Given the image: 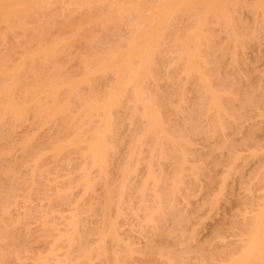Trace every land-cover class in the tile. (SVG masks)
Instances as JSON below:
<instances>
[{
    "label": "bare ground",
    "instance_id": "obj_1",
    "mask_svg": "<svg viewBox=\"0 0 264 264\" xmlns=\"http://www.w3.org/2000/svg\"><path fill=\"white\" fill-rule=\"evenodd\" d=\"M4 1L6 2V0ZM56 1H58L59 6L56 4ZM56 1L11 0L9 2V0H7L6 3L2 2V4H0V19H2L5 28H3L4 30L0 33H2L4 39L10 36L15 38L17 32L16 29H20V31L22 30L21 32L23 33H25V31L28 33L27 31H29L30 28L33 30V33L31 32L32 35H29V38L27 39H25V35L23 34L24 39L26 40L25 47H23L24 49L28 48V51L24 53V51H21V48L20 54L22 52V56H20L18 52V57L13 55L16 53L13 49L15 45H20V40L18 42L14 39L13 41H15V44L11 43L12 41H9V49H6L7 51L5 53L1 52L0 54V190H3L0 191V216L2 215V218H4L3 222L0 221V264H6L10 258L12 259L15 256H19L21 252L20 250L24 252V249H26V241H22V245L19 243L20 241L18 242V237L20 235L15 227L19 222L13 219V217L9 218V215L11 216V207H15V191L17 183H15L13 177V169L5 167L4 164L8 161L9 156H11L13 152L11 151L13 148L10 149L11 147H8V144L10 143L8 140L10 133H12L10 131H13L12 128H14L17 123L26 120L29 113H31L33 115L32 117L37 120L36 124L38 126L42 124L41 126L43 127V124L45 126L47 122H53V129L55 126L57 128L56 132L54 130L55 136H51L52 140L50 141L48 138L49 141H47L46 139L48 142L46 148H41L43 145L40 143V146H42L38 147L36 142L39 141L35 142L32 138L33 136L31 138L29 137V139L22 140V149L27 152L32 168L40 170L43 174L45 173L44 171L48 166L47 163L49 160L48 158L45 159L47 162L44 164L45 161L43 158L46 155L43 151H50L52 153L50 154L51 160L62 157L64 153L65 157L62 158L69 161V164V159L72 157V153L73 155L77 154V157L79 156V159L81 160V163L79 162V159L77 160V163H80V167H78L79 173L77 172L78 170L76 167L73 168L76 169V174H73L75 172L72 173L73 169L71 170V174L68 173L69 176L73 174L76 175L77 178H72L73 175L71 177H66L65 175V180L68 179L67 182L65 181L66 184L64 183L60 187L57 186L58 191H55L57 199L61 202L60 204L65 205L70 203L72 206L74 205V207H70L74 208V210H72L73 212L70 213L71 216L69 218H63L64 220L67 219L66 230H64L61 236H59L60 232L57 234V236L66 241L65 246L68 245V247H70L69 251L65 250L67 253H72V251L76 252V255L74 252L72 253L73 256L71 257L73 258L69 257V253V255L66 253L67 256L64 260H66L65 262H68L64 263L97 264L98 262L95 261L98 259L107 262L108 259L110 260L112 258V263L123 264L125 258H129L132 254L131 252L135 253L136 250H132L133 247L129 244V246L125 247L123 243L121 247L124 246L123 248L126 249L125 251L127 253L124 250L121 251V247L117 249L118 252L119 249H121V254L123 252L126 254V257L123 260V258H121L123 256H120L121 254L117 252L116 247L114 248V245L122 243L117 231L120 225L117 227L119 223L116 224L118 221H115L114 217L118 215V219L122 218L123 215L121 209L124 206L121 207V204L123 203L122 201L125 202L124 197L130 191L129 189H132L134 184V182L132 184V181L128 180L132 168L133 170L134 167L137 169V166H134L132 162H135V165H138L143 159H145L143 161H145L146 168L143 163L141 165H143L144 170L146 169V178H144V175L141 176L144 177L141 178L143 181L142 183L140 182L141 185L138 186L139 192L136 189L137 184H134L136 188L134 187L133 189L134 191L136 189L139 193V198L140 191L142 193H145V191H153V196L150 194L151 196L148 197L146 194L148 198H145V194H143L144 196L142 197V199L145 198V200L151 197L149 201H152H145L148 204L144 209L147 211V219L145 220L154 224L153 226L155 227H151V230L155 229L154 232L158 236L162 235L163 220L166 222L165 219L168 217L167 215L173 214V212H170L172 209L175 210L174 206H177L175 204L177 202L175 201L179 197L178 194L182 196L181 191L184 189L182 191L184 194L183 197L188 195L190 198H188V196L186 198L191 199L195 193V191L192 193L194 182L195 185L197 183V181H194V178L195 180L199 179L200 171H202V173L205 171L201 169V164L200 166L199 164H195V166L191 167L186 165V162L190 161L187 160L186 156L188 159H190L188 156L189 153L193 156L192 150L194 147L190 149L192 153L187 152V149L190 148L189 146L191 145V142L192 145L195 144L194 140L191 141V133H199L201 135V132L204 131H202L204 128L199 124V120L207 119L208 121V118L210 117V120L212 121H210L211 125L214 123L215 126L212 129L218 128V130L220 129L219 131L224 130L225 128L227 129L228 124H233L232 128H234V132H236L235 128L239 129L241 126L240 120L243 118L245 119V115L243 117L245 111L248 109L252 110L251 108L253 107L257 108L258 105L260 106L259 100H255L253 97L255 95L252 94L253 90L252 92H248L249 90L244 88L245 92H232V89H236L233 87V82L237 78L234 81L231 78L233 82L229 80L230 78H227V80L230 81L229 82L225 80V77L227 76H223V80L222 74L221 76L218 74V69L222 65L217 56L223 55V57H226L228 54L231 56L230 58H232L230 59L228 56L226 58L229 62L231 61L229 65L234 62L239 63L240 60L237 58L239 53L241 52L240 55H242L245 48H250V43L254 41L256 42L260 38H264V0ZM244 10L253 15V19H251L253 23L250 21L253 25L248 24L249 22L247 20H243L244 17L242 18V12ZM248 16L250 18L251 15ZM216 26L220 28V34L221 31L224 33V41L223 37L222 39L219 38V33V41L217 40V35L215 33L217 31ZM1 27L3 26L1 25ZM26 37H28L27 34ZM27 42L31 44V47L26 46L28 45L26 44ZM10 43L11 47L9 46ZM216 52L221 55H216ZM168 55L171 57H168L169 60L166 58ZM242 56L244 57V55ZM223 59L224 58H222V60ZM232 60L234 62H232ZM224 63L225 62L222 64ZM74 65H76L75 68L80 67V69L77 68L79 69L77 73H75V69L72 70V66ZM229 67L230 66H228L227 69H229ZM251 68L252 67L249 69L251 70ZM216 72L222 79L219 77L217 78ZM180 74L185 77V81L181 80L183 77L180 79ZM234 76H236V74ZM163 80L167 83L169 82V84L172 83L173 87H171L172 90L170 92L165 88V82ZM215 80L220 82H215ZM162 81L163 84L161 85L168 90L167 93L161 89V86H159ZM189 81L193 82L191 84L198 93V99L191 112L189 111L190 115L187 117L188 114H186L187 118H185L184 115L182 117V114H185L182 110L185 106L187 107L186 102L190 100L188 98L185 99V92H188V87L186 88L187 85L185 84H188ZM239 82L241 81L239 80ZM235 83L237 85L238 80ZM237 90H239L238 87L235 91L237 92ZM190 93V95H192L191 91ZM235 99L239 102L237 108L234 107L236 104L233 105ZM235 102L237 103L236 100ZM182 105L184 106L183 108L181 107ZM123 108H125L124 111L126 112L124 115L125 118L120 116L121 109L124 113ZM123 113L121 114L123 115ZM179 113H182L180 115L182 119L185 118V120H188L189 118V121L186 120V126L190 122V128H188V126L187 128L186 126L178 127L183 126V124L178 125V122L175 123L176 117H180ZM173 115H177L176 117L174 116L175 120H173ZM125 123L128 125L126 129ZM200 123H202V121ZM61 132L66 134L62 135ZM126 132L128 133L127 136L130 138L129 142L127 141V138L126 140L124 139L127 143L123 141V135L125 136ZM239 132V134H241L240 129ZM207 134L209 135V132ZM232 135L237 136L238 134ZM35 137L36 134L34 135V138ZM229 139L232 140V137H229ZM234 140L231 142H235ZM225 141L227 142V140ZM223 142L220 147H227L228 145L225 143L223 144ZM231 142H228V144L230 143V147L231 144L233 146V143ZM123 144L125 145V148H123ZM236 144L238 143L236 142ZM245 145H247V143ZM121 146L123 150L125 149V155H123V152L121 151L120 153L122 154L119 155H122L123 157L121 156L118 159V157H115L118 155H115V152H119ZM233 147L235 148V146ZM218 150L221 149H217V151ZM200 151L201 149H199V152ZM145 152H147L148 155L143 158ZM186 153H188V155ZM68 154L70 155L69 158ZM228 155L232 154L230 153ZM197 156V158L203 160L201 159V156ZM52 157L54 158L52 159ZM5 158H7V160H5ZM197 158L195 157V159ZM207 159L208 158H206V162ZM191 160L194 161V159ZM197 161L195 160L194 163ZM204 161H201L200 163L203 162L207 165L208 162L206 163ZM42 163L45 165V168H41L43 166ZM66 163L68 164V162ZM208 164H210V162ZM156 165L158 166V171L153 170V167H156ZM191 165H193V163ZM139 168L137 170L142 171ZM204 169L206 168L204 167ZM93 170L95 171L97 178L92 175L94 173ZM184 172H187L189 177H187V174V176L183 175L185 174ZM47 173L49 174L46 170V174ZM263 173L264 172H262V176L264 177ZM131 174L133 176L134 171L133 173L131 172ZM136 174H134L135 177ZM190 175L194 176V178ZM204 175L205 174L203 173L201 176ZM2 176H4V180H7L9 183L8 185L2 184ZM183 176L187 178V181L189 178H193L192 181H188V184L190 183V185H192V182L194 181L192 185L193 187H190V185L189 187H184L185 182L187 183V181ZM229 176L230 175L228 174V178ZM257 177L261 178L259 175ZM207 178L209 181L212 180L210 179L212 177ZM230 179L232 178L230 177L229 180ZM261 179L263 180L264 178ZM199 180H201V178ZM149 182H151L150 185L152 187L150 190V187L147 189V187L150 186L148 185ZM211 182L214 184V181H210V184H212ZM98 183L101 187H99ZM96 184L98 185V189ZM218 186L214 187L217 188ZM205 187H209V184ZM210 187L207 189H210ZM74 188H80L78 192L81 194L77 192L79 195L76 197L74 196L73 198L72 195H76L73 190ZM100 188L101 192H99ZM185 189L187 194L185 193ZM225 189L224 191H226ZM131 192H133V190L126 196L133 200L134 196H132V199L130 195H134L137 192L130 194ZM190 194L193 195L191 196ZM137 196L135 195V197ZM185 197L184 199H186ZM131 200L130 203H132ZM212 200L211 202L214 204L215 198L214 201ZM145 202L141 203V205L143 204L142 206H144ZM218 203L220 204V202ZM181 205H183V203H181ZM130 207L127 206V209ZM201 207L202 206H200V208ZM33 210L34 209L28 210L27 213H23L21 217L23 223L29 221L28 219L30 218L33 219L38 217L37 215L39 213L35 212L36 208L34 211ZM196 211L197 210H195V212ZM197 212L199 213V211ZM185 213L182 212L181 214L184 215ZM43 214L46 215L45 212H43ZM119 214L121 217H119ZM78 215H85V218L79 217ZM183 215V218H181L178 211V217L181 219L179 218V223H177V225L181 223L182 226V223L189 224L192 222L190 221V214L186 216ZM92 216H98V220L95 217L94 220H91L90 217ZM197 217L199 216H196V219ZM123 218L125 220V217ZM250 220L251 222L249 221L250 223L247 227L244 226L246 231L243 233H245L246 236L243 237L242 235V242L237 241L238 243H241V245L234 246L236 250L233 251L231 254L232 258L229 260L234 259L231 260L232 262L230 263H225L227 260L222 255L223 258L219 257L221 258L219 260L221 261V264H257L258 262L260 263L264 261V207L253 216V219L251 217ZM124 222L122 223L121 221L120 224L123 225ZM201 223L204 222L202 221ZM244 223L245 222L242 224ZM25 224L28 225V222ZM184 227L186 230L187 228H190L188 225H184ZM156 234L155 236H157ZM177 235L179 234H176V236ZM185 236L190 238L188 235ZM185 236V239H182L183 241H179L183 243L185 242L184 240H186L188 241L186 242L187 244L192 243L189 242L192 241V239L190 238L191 240H188ZM197 236H199V234ZM19 238H21V240L23 239V237ZM170 239L169 245L171 244ZM214 239L215 238H212V240ZM218 239H220V237ZM151 240H148L149 242L146 244L147 249L144 250L143 248L144 251H140L143 256L144 253L148 256H153L155 253H158L160 256L167 257V264H178L182 261L180 259L175 262L176 260L174 261L173 258L178 259L180 256L181 258H186L181 252H178L183 250L186 243L184 245L181 243L182 246L180 248L177 247L178 250L174 249V251H170L167 249L168 247L164 248L163 243L161 244L163 246L155 245L154 242L157 240L153 239L154 242L149 244ZM221 240L218 241L221 242ZM89 241L91 243H89ZM194 241H196V238ZM208 241V243H210V240ZM109 242L113 243L112 247V244H109L110 246H108ZM177 243L179 242L176 241V246L178 245ZM202 244L205 243L202 242ZM192 245L194 244L192 243ZM203 246L206 245H201L197 248L200 249ZM161 247H163V249H161ZM185 248L187 247L185 246ZM191 248L187 250L191 251ZM197 248L194 249L196 250ZM66 249L68 250L69 248L66 247ZM208 249L209 248L206 250ZM210 250L212 252V248ZM191 252L194 254L195 251ZM202 252L204 255V251ZM198 253H200V250L197 251V254ZM128 254L130 255L127 256ZM183 254L186 255L187 253L183 252ZM49 255L53 258L55 252L54 254L53 252H49ZM218 255H220V253ZM224 255H226V253ZM199 257H201V259L203 258L201 255ZM58 258L56 260L58 262L55 264H60V262H62L59 261ZM128 258L126 260H128ZM69 259L71 262H69ZM197 259L200 260V258L196 257V260ZM199 260H197V262H199ZM189 263L191 262L189 261Z\"/></svg>",
    "mask_w": 264,
    "mask_h": 264
},
{
    "label": "rangeland",
    "instance_id": "obj_2",
    "mask_svg": "<svg viewBox=\"0 0 264 264\" xmlns=\"http://www.w3.org/2000/svg\"><path fill=\"white\" fill-rule=\"evenodd\" d=\"M0 1H1L0 4H2V2L3 3H6L7 2V0H6V2L4 0L3 1L0 0ZM10 1L11 0H9V2ZM54 1H56V0H54ZM56 4L59 6L58 1H56ZM245 11L246 10H244L242 12V18L244 17L243 20L245 19V20H247L249 22L248 24L253 25L250 22V21H252L251 19H253V17H252L253 15L251 13H249L248 11H246V12ZM243 15H246L247 17L246 16H243ZM248 15H251L250 18H249ZM247 21H246V23H247ZM252 23H253V21H252ZM1 25L3 27H1ZM0 27H1L0 28V32H2L5 29L4 28V23H3L2 19H0ZM216 28H217V31H218V32L217 31L215 32L216 35H217V40L219 41V38L222 39V37H223V41H224V39H225L224 33L221 31V34H222L221 35L220 34V28L217 27V26H216ZM214 29H215V27H214ZM16 31H15L16 32V37L15 38H13V37H11L9 35L10 37H7V38L4 39L3 36H2V33H0V54H1V52L2 53L3 52L5 53L7 51L6 49H9L8 48L9 41L10 42L12 41L11 43L15 44L14 42L16 40L18 42L20 40L19 44L22 45V46L19 45L20 46V48H19V46H16L15 45V47L13 49H14V51L16 53H14L13 55H15V56L18 57L17 54L19 53V55L22 56L23 55V53H22L23 51H24V53L26 51H28L27 50L28 48L27 49L26 48L24 49L25 42H26L25 39L29 38V35L30 36L32 35V33H33L32 31L33 30L30 28L29 31H27L28 33H26V31H25V33H23V32H21L22 30L20 31V29H16ZM218 33L220 34V36L218 35ZM23 34L25 35V39H24V35ZM26 34H27L28 37H26ZM218 36H219V38H218ZM13 39L15 41H13ZM221 39H220V42H221ZM263 39L264 38H260L256 42L254 41V42L250 43L249 44L250 45V48L247 47V48L244 49L245 51H243L245 53L242 52V55H244V57L242 55H240L241 52L239 53L240 57L238 55L237 58H238V60H240L241 63L239 61H238L239 63H236V62H234L232 60V62H234V63L231 64V65H229L231 61L229 62L226 58H227V56H228V58H230L231 57L230 55L227 54L226 57L225 56L223 57V55L222 56H217L219 58L218 60H220L221 65H222L218 69V74H220V76L222 74V78H223V76H227V77H225V80H227V78L228 79L230 78L229 80H231V82H233L237 78L233 82L234 83L233 87L236 88V89L238 87L239 90H237V92H236L235 91L236 89L235 90L232 89V92L233 91H234L233 93H238L239 91L245 92V89L246 90H249L248 92H252V90H253L252 94L253 95L255 94L253 97H254L255 100H259V104H260L261 107L258 105L257 108L256 107H253V108H251L252 110H249L248 109L247 111H245V113L243 114V117L245 115V119L242 117L244 120L241 119L240 120L241 121V124L239 123L241 125L239 127V129L241 131V134H239L240 132H239V129L238 128L237 129L235 128V131L236 132H234V128H232L233 127V124L232 125L228 124L227 129L225 128L224 130L219 131L220 129L218 130V128L212 129L215 126H214V123H212V125H211V122L212 121L210 120V117L208 118V121H207V119L204 120L203 118H201V119H203V120H201L202 123H200L201 121L199 120V124H201V126L204 129H202L201 126H200V128L202 129V131L204 130L203 131L204 133L201 132V135L199 133H197V134L191 133L190 138L191 137L193 138V139L191 138V141L194 140L195 141V144L192 145V142H191L190 143L191 145L189 146L190 148L187 149V152H191L190 149L193 148V147L195 149L193 148V150H192L193 151V154H192L193 156H191L190 153H189V155H188V153H186L189 156V158H190V159H188V157L186 156L187 160L188 161L190 160L189 162H186V165H188L189 167H191V166H195V164H199V166L201 164L202 166H200V167H201V169L205 170V171H203V173L206 176L205 175L204 176H201V175H203V173H202V171H200V173H199L200 176L198 178L199 179L201 178V180H202V182H201V180H199V179L195 180L194 176H191L190 175L191 177L194 178V181H197L196 185H195V182L193 181L194 182V188H192L193 189L192 190L193 191L192 193H194V191H195V193H194V195L192 194L193 197H191V199H188V198H190L188 195H187L188 198H186L187 196L186 197L184 196L186 198V199H184V197H183L184 194L182 193V191L184 189L181 191V195L182 196H180V194H178L179 197L178 198L176 197L178 201L177 200L175 201L178 204L175 203L177 205V206H174L175 210L172 209V211L170 212V213L173 212V214H168L167 213L168 214L167 215L168 217H166V219H165L166 222H164V220H163V234H164V235L162 234L163 237H162V235H159L158 236L154 232L155 231L154 228H153L154 230H151L152 229L151 227H155V226H153L154 224H152L151 222H147L145 220V219H147L146 218L147 211L144 210V209L148 205L146 202L147 201L148 202H152V201H149L151 197L149 199H146V200H145V198H148L149 196H151L150 194H152L153 191L152 190H151L152 192L151 191L150 192L145 191V193H142L140 191V198H139L138 186H140L141 183H142V181H143L141 178H143L146 175V173H145V170L146 169L144 170L143 169L144 168L143 165H141L142 163L145 165V163H144L145 161H143L145 159H143L141 161V163L138 164V165H135V162L134 163L132 162V164L134 166H137V169L140 167L139 169L142 170V171L137 170L136 167H134L132 165L134 167V170L132 168L131 172L133 173V171H134V174H136V172H137V174H136V177H135L134 174L132 176V174L130 172L129 173V175H130L129 177L130 178H128V180L132 181V184H133V182H134V184H137V186H136L137 188L133 184L132 189H129L130 191L133 190V192H131L130 194H132L134 192H137V191H138L137 192L138 194L136 193L134 195H130L131 197L134 196V199L132 197L133 200L129 199L126 196L127 194H129L130 191L125 195V197H124L125 202L124 201H122V202L123 203H126V204H123V203L121 204V207L124 205L122 207V209H121V212H122V215H123L122 218L125 217V220H124V218L123 219L122 218L121 219H118L117 218L118 215L116 217H114L115 221H118V222H116V224L119 223L117 225V227L120 225L118 227L119 229L117 231L120 234V235L118 234V236H119L120 241L122 242L121 244L119 243L118 245L117 244L114 245V248L116 247V250H117L124 243L123 245L125 247L130 245L131 247H133L132 250L133 249L136 250L135 253L134 252H131L132 253V254L130 253L131 255L130 254L127 255V256L130 255L129 258L126 257V254L124 252L123 253L125 254V256H124L123 253H122L123 255L120 253V250L121 249H119V252L117 250V252L121 254V255L120 254L119 255L120 256H123V257H121V258H123V260L126 257L125 258V262H123V264H167L168 259H167L166 256H160V254H158V253H155L153 256L152 255L151 256H148V255H145V253H144V256H143L140 251L143 252L145 249H147L146 244H148V242L151 240V238H152V240H151V242L149 244H151L152 242H154V240H157L156 242H154L155 245H157V246L158 245L159 246H163V245H161L163 243L164 244V248L165 247L166 248L168 247L167 249H169L170 251L171 250L174 251V249L175 250L176 249L178 250V248H180L182 246V244L184 245L186 242H188L186 240H184L185 242H183V243L181 241H179V240H182L185 235H188L192 239V241H189V242H192L194 245H192V243H189V244L186 243L187 245L186 244L184 245L183 250L182 249H179V250H182V251H178V252L179 253L181 252V254L184 257L186 256V258L185 259L183 257L181 258V256L178 259L173 258L174 261L176 260L175 262L179 261L180 259L182 260L178 264H181L183 261L184 262L182 264H196V263H198V264L199 263L200 264H207V263H209V264H221V261H219V260L221 258H223V257L227 260V262L225 261V263H230V262H232L231 260L234 259L233 258V259L229 260L230 258H232V255L231 254L233 253V251L236 250L235 247L238 246L239 244L241 245V243H238V242H242L241 241V240H243V239H241L242 235H243V237L246 236L245 233H243V232L246 231V228L244 226L247 227V225L251 222L250 218L252 217V219H253V216L256 215L264 207V195H263L264 194V179L263 180L261 179V178H264L262 176V172H264V108H263L264 107V40ZM11 43L9 45L10 47H11ZM26 44H28V45H26L27 47H29V46L31 47V44H29L28 42ZM252 46H253V48H252ZM17 47H18V49H17ZM20 49L22 51L21 52L22 55L20 54ZM216 55H221V54L220 53L218 54V52H216ZM169 56L170 55L166 56L167 60H169L168 59ZM12 57L15 58L14 56H12ZM17 57H16V59H17ZM245 57H246V60H245ZM169 58H171V57H169ZM222 58H224L223 59L224 61L222 60ZM237 58H236V61H237ZM230 59H232V58H230ZM223 62H225V63L222 64ZM243 64H244V66H243ZM228 66H230L229 69H227ZM75 67H76V65L72 66V70L75 69V73H77V71H79L80 67H77L79 69H77ZM248 67L249 68L252 67L251 70ZM220 70H222V71H220ZM219 71L222 72V73H220ZM223 71H225V72H223ZM227 72H228V74H227ZM237 72H239V73H237ZM216 74H217V72H216ZM218 74H217V78L218 77L221 78ZM235 74H236V76H234ZM244 77H246V78H244ZM231 78L233 79V81H232ZM241 78H243V79H241ZM180 79L181 80H184L185 77L183 75H181L180 76ZM221 79H219V80H221ZM223 80H224V78H223ZM229 80H227V81H229ZM237 80H238V84L236 85L235 82H237ZM239 80L241 82H239ZM163 81L159 84V86H161V89L163 91H165L166 93H167L168 90L170 92L172 90L171 87H173L172 86V83L169 84V82L167 83V82L164 81L165 82V85L164 86H165V88L168 89V90H166L163 87V85H161V84H163ZM217 81L215 80V82H217ZM218 82H220V81H218ZM246 82H248V83H246ZM191 83H193V82L192 81H189L188 84H185V85H187L186 88L188 87V89H187L188 92L187 93L185 92V99H187V98L190 99V100H188V102H186L187 103L186 104L187 107L186 106L184 107L183 105L181 106L182 108L184 107L182 111L185 114L179 113V116L182 114V117L184 115L185 118H187L190 115V112H191L192 108L194 107V104H195L196 100L198 99V93L196 92V89L193 88V86H192ZM244 83H246V84H244ZM215 84H217V83H215ZM167 86L169 88H171V89H169ZM250 86L251 87L253 86L252 89H251ZM190 91L192 92V95H190L191 94ZM196 93H197V95H196ZM187 94H189V95H187ZM235 100L237 101V103L235 102ZM235 100L233 101V105L236 104V105H234V107L237 108L239 106V105L237 106V104L239 102H238L237 99H235ZM182 103H185V102H182ZM189 103L191 104V106H190ZM124 110H125V108H123V111ZM120 111H121V113H123L122 112V109ZM121 113H120V116H122V117H124V115L126 114L125 111H124L123 115ZM260 113H262V114H260ZM186 114H188L187 117H186ZM27 116H28V118L26 120H23L22 122L17 123V125H15L14 128H12L13 131H10L12 133H10V137H9V140L8 141L11 144L9 143L10 145L8 144V147H11L10 149L13 148V150H11L13 152H12L11 156H9L10 154L8 155L9 158L6 155V157L8 158V161H6V163L4 164L5 167H10V168L13 169V177H14L15 183H17L16 184V187L17 188H16V191H15V207L14 206L11 207V212H10L11 213V216L9 215V218H12L13 217V219H15V220H17V222H19V223H17V225H16L15 228L17 229V231H18V233L20 235L19 237H23V239L21 240V238L18 237L19 240L18 239L17 240H18V242L20 241L19 243H21L22 241L23 242L26 241V244H25L26 245L25 246L26 249H24V252H22V250H20L21 252H20L19 256H15L12 259L10 258V260L6 264H55L56 262H58V261H56L58 257H59L58 260L59 261H62V262H60V264H62V263H64L66 261L64 259L66 258L67 255L70 254L69 257H71V256H73V254H72L73 252L76 255V252L75 251H72V249H71L72 253H69L68 252L69 253L68 254L66 252V251H69L70 250V247H68V245L65 246L66 241L63 240V239H61V237H59V236H61V234H63L64 230H66V227H67V224H66L67 219L66 220H64V219L67 218V217L69 218L71 216L70 213L73 212L72 210H74V208H70L72 206V204H70V203L69 204H65V205L60 204L61 202H60V200L57 199V195H56L55 191H58V187L57 186L60 187L62 184H64V183L66 184V182H67L68 179L65 180V175H66V177L69 176L68 173L71 174V170L74 167H76V169L78 170L77 172L79 173V168L78 167H80L79 165L81 163V160L79 159L80 158L79 156L77 157V154L74 153L75 155H73V153L71 152L72 154L71 153L70 154L72 155V157L75 156V157H73V159H72V157L69 159L70 160V164L72 163L71 165L69 164V161H66V160H64L62 158V157H65L64 156L65 153L63 154L62 157L57 158L58 161H57L56 158L54 160L53 159L54 157H52V159L54 160L53 161V160H51V155H50L52 153L50 151H43L45 153V155H46L43 158V160L45 161L44 164H46V162H47V160H45V159L48 158V160H49V162L47 163V165H48L47 168L48 169L46 168V170L49 172V174L48 173L46 174V170L44 171L45 173L43 174L40 170H35L34 168H32L31 167V162H29L30 159H29V156H28L27 152H25V150L22 149V147H23L22 146V140L29 139V137L31 138L33 136L32 138L34 139L35 142L36 141H39V142H36L37 145H38V147H41L43 145V147H41V148H46V146L48 144L47 141H49V140L51 141L52 140V137L55 136L54 134H55L57 128H56V126L54 124L55 127L53 129V127H52L53 126V124H52L53 122H47L48 124L46 123L45 126L43 124V127L41 126L42 124L38 126L36 124V121L37 120L34 117H32L33 115L31 113H29ZM174 116L175 115H173V117ZM175 117L173 118V120H175ZM177 117H176L175 123L178 122L177 123L178 125H182L183 124V126H178L177 124L176 125L178 127H184V126H186V123H187V121H189V118H188V120L186 119L187 120L186 121L185 118L182 119V117L180 116V117H178V121H177ZM205 118H207V117H205ZM37 123H39V122H37ZM126 123H127V121H126ZM126 123H125V125H126L125 126V129H126V127H128V125ZM179 123H181V124H179ZM190 125H191V123L189 122L188 125H187L188 128H190ZM229 125H230V127H229ZM187 126H186V128H187ZM54 130H55V132H54ZM214 130H215V132H214ZM205 131H206V133H205ZM208 132H209V135L207 134ZM218 133H219V135H218ZM247 133H248V135H247ZM35 134H36V137L35 138L37 140L34 138V135ZM48 134H50V135H48ZM65 134L66 133H64V132L62 133V135H65ZM127 134L128 133L126 132L125 133V136L123 135V141L125 143H127V141L129 142V140H130V138H129V136H127ZM205 134H207V135H205ZM232 134H236V135L238 134V135L237 136H235V135L233 136ZM243 135H244V137H243ZM24 137H26V138H24ZM229 137H232V140L229 139ZM234 137H235V140H234ZM250 137H252V138H250ZM48 138H49V140H48ZM126 138H127V141H125ZM46 139H47V141H46ZM250 139H252V140H250ZM225 140H227V142ZM233 140L235 142H231ZM42 141H44V142H42ZM222 142H223V144L225 143L226 145H228L227 147H223L222 146L224 149L222 147H220L222 145ZM228 142L233 143V146H235V148L232 146V144H231V147H230L229 146L230 143L228 144ZM236 142L238 144H236ZM39 143L42 144V145L40 146ZM246 143H247V145H245ZM122 146H123V148H125V145L124 144ZM122 146H121L119 152L118 151L115 152V155L118 154V155L115 156L116 158L118 157V159H119V157L122 156V155H119V154H122V153H120L121 151L123 152V155H125L124 154V150L125 149L123 150ZM5 147H7V146H5ZM237 148H239V149H237ZM199 149H201L200 152H199ZM217 149H221L222 151L221 150H218L217 151ZM204 150H205V152H204ZM209 150H211V151H209ZM202 151H203V153H202ZM208 151H209V153H208ZM230 153L232 155H228ZM195 154L201 156V159H203V160H200V158H197L198 156L195 155ZM147 155H148V153L145 152V154L143 155V158L145 156H147ZM47 156H49V157H47ZM69 156L70 155L68 154V158H69ZM195 157L197 159H195ZM229 157H231V158H229ZM239 157H240V159H239ZM7 158H5V160H7ZM206 158L209 159V161L207 159V162L208 163L210 162V164H208L206 162ZM210 158H211V160H210ZM78 159L80 160L79 161L80 162L79 164L77 163L78 162L77 161ZM191 159H194V161L195 160L196 161L199 160V161H197V162L194 163V161H192ZM204 159H205V161H204ZM229 160H232V161H229ZM201 161L206 162L207 165L205 163H203V162L200 163ZM66 162H68V164ZM192 163H193V165H191ZM212 163L215 164V165H213ZM235 163H237L238 165L235 164ZM44 164L42 163L43 166L41 168H45V165ZM72 165H73V167H72ZM186 165H184V166H186ZM157 167H158L157 165H156V167L154 166L153 167V170L154 171L157 170ZM204 167L206 169H204ZM145 168H146V165H145ZM76 169H73L72 173L75 172ZM231 170H232V174H231ZM32 171H34V172H32ZM143 171H144V173H143ZM77 172H75L73 174H76ZM93 172L94 173L92 175H94V177H96V173H95L94 170H93ZM236 172H237V174H236ZM41 173L43 174V176H42ZM34 174H35V176H34ZM186 174L188 175L187 172L185 174H183V175L187 176ZM228 174L230 175L229 178L231 177L232 179L229 180ZM72 175H70L69 177H71ZM142 175H144V176L141 177ZM258 175H259V177H261V176L262 177L261 178H258L257 177ZM263 175H264V173H263ZM185 176H183V178L186 179V181H187V178H185ZM75 177H76V175H73L72 178H75ZM132 177L133 178L135 177V178L133 179ZM187 177H189V175ZM203 177H204V179L206 178L207 180L205 179V181H204ZM207 177H212V178H210V179H212L210 181H214V184H213V182H211L212 184H210V181L208 180ZM144 178H146V176ZM193 178H189L188 181L189 182L192 181ZM53 179H57V180H53ZM259 179H261V180H259ZM139 180H141V181H139ZM35 181H37V182H35ZM51 181H52V183H51ZM130 181H129V183H130ZM188 181H187V183L185 182V186H184L185 188H186V186L189 187V185H190V183L188 184ZM207 181H209V182H207ZM2 182H3L2 184H5V185H8L9 184L7 182V180H4V176H2ZM193 182H192V185H193ZM215 182H216V185H215ZM138 183H139V185H138ZM150 183L151 182H149L148 185H150ZM206 184L207 185L209 184V187L211 186L210 189H207L209 187H205V186H207ZM131 185H130V187H131ZM192 185H190V187H193ZM96 186H97V189H98V185L97 184H96ZM214 186H218V187L215 188ZM99 187H101L100 184H99ZM134 187L137 189V191H136V189L134 191V189H133ZM195 187H196V190H195ZM148 188H149V190L152 189L151 185L148 186L147 189ZM224 189L226 191H224ZM73 190H74V192L76 194V195H72L73 198H74V196L76 197L79 194H81L80 192H78V190H80V188H74ZM201 190H202V192H201ZM0 191H3V190H0ZM74 192H73V194H74ZM99 192H101V188L99 189ZM185 193H186V189H185ZM208 193H209L210 196L208 195ZM143 194H145V198H143L144 200L142 199V197L144 196ZM146 194L148 195V197H147ZM135 195L136 196L138 195V196L135 197ZM262 195H263V197H262ZM24 196H26V197H24ZM152 196H153V194H152ZM214 198H215V202L213 204V202H211V200L213 199L212 201H214ZM130 200L132 201V203H130ZM27 201H28V203H27ZM144 202H145L146 205L144 204V206H142L143 204L141 205V203H144ZM218 202H220V204ZM181 203H183V205H181ZM132 204H133L134 207L132 206ZM140 205L142 207H144V208H142ZM127 206L128 207L131 206V207L127 209ZM200 206H202V207L200 208ZM72 207H74V205ZM176 207L179 208V209H177ZM35 208H36V210H35ZM192 208L194 209V211H193ZM32 209H34L35 212H38L39 213L37 215L38 217H36L38 219H36V218H33V219L30 218V219H28L30 222L27 221L28 222V225H27V224H25V223H27L26 221H25V223H23L21 221V217H22L23 213H27L28 210H32ZM41 210H42V212H41ZM125 210H127V211H125ZM131 210H133V211H131ZM191 210H192V212H191ZM195 210L199 211V213L197 211L195 212ZM178 211H179V215H181L180 216L181 218H183L182 217L183 214H181L182 212L183 213L186 212L184 214L185 216L190 214L189 215L190 216V221H192V222H190V223L188 222L189 224L182 223V226H181V223L179 224L180 226L177 225V223H179L178 220L180 218V217H178ZM43 212H45L46 215L43 214ZM205 212H206V214H205ZM68 214H69V216H68ZM120 214H119V217H121ZM189 216H187V217H189ZM196 216H199V217H197V219H196ZM79 217H84L85 218V215H82V216L80 215ZM94 217L92 216V217H90V219L91 220H94ZM95 218L97 219L98 216H96ZM191 218H192V220H191ZM3 219L4 218H2V215H1L0 216V221L3 222ZM6 219H8V218H6ZM80 220H81V218H80ZM121 221H122V223L124 221L126 223L124 222V224L122 225V224H120ZM193 221H194V223H193ZM202 221L204 223H201ZM146 222H147V224H146ZM243 222H245V223L242 224ZM183 224L185 226L188 225V227H190V228L189 229L187 228V230H186ZM221 226H223V227H221ZM120 227H121V229H120ZM164 227H166V228H164ZM241 227L244 228V229H242ZM240 230H242V231H240ZM150 231H151V233H150ZM166 231H168V232H166ZM182 231H184V232H182ZM185 231H187V232H185ZM193 231L195 232V234H194ZM192 232H193L194 235L192 234ZM58 233L60 234L59 236H57ZM154 233L158 237L155 236ZM173 233H174L175 236L173 235ZM218 233H219V235H218ZM176 234H179V235L176 236ZM198 234H199V236H197ZM221 234H223V235H221ZM171 236H174V237H171ZM90 237H93V236H90ZM166 237H167V239H166ZM185 237L188 240L190 239L187 236H185ZM219 237H220V239H218ZM170 238H172V239H170ZM195 238H196V241H194ZM212 238H215L214 240L216 242L214 240H212ZM123 239H124V241H123ZM169 239L171 240V244L170 245H169V243H170L169 242ZM207 239L210 240V243H208L209 241ZM158 240H160V241H158ZM218 240H221V242L218 241ZM90 241H89V243H91ZM176 241L179 242V243H177L178 244L177 246H176ZM202 242H204L205 244H202ZM22 243H21V245H22ZM214 243H215V245H214ZM219 243H221V244H219ZM109 244L110 245L112 244L111 247L113 246V243L109 242L108 243V246H110ZM190 244L192 245V248H191V245ZM188 245L191 248V251H195L194 254L190 250L189 251L187 250V249H190L188 247ZM201 245H206V246H203L200 249L197 248V247H200ZM229 245H231V246H229ZM185 246L187 248H185ZM227 246H229V247H227ZM66 247L69 248V249L67 250ZM123 247H121L122 248L121 251H123V250L125 251L126 250ZM172 247H174V248H172ZM193 247L194 248H197V249L195 250ZM206 247L209 248V249L206 250L207 249ZM231 247H233V248H231ZM108 248H110V247H108ZM143 248H144V250H143ZM211 248H212V252L210 250ZM226 248L229 249V250H227ZM161 249H163V247H161ZM213 249H214V251H213ZM224 249H226L229 254ZM199 250H200V253H198L199 254L198 255L197 254V251H199ZM222 250H224V251H222ZM202 251H204V253H205L204 255L202 254L203 253ZM221 251L223 252V254H222ZM49 252H53V254L55 252V255H53V258H52V256L49 255ZM183 252H186L188 255L187 254L184 255ZM188 252H191V253H188ZM209 252H211L212 254L209 253ZM66 253H67V255H66ZM219 253H220L221 256L218 255ZM225 253H226V255H224ZM56 255H59V256H56ZM200 255L204 259L203 258L201 259V257H199ZM222 255H223V257H222ZM55 256H56V258H55ZM226 256H227V258H226ZM69 257H67V258H69ZM174 257H175V255H174ZM196 257L200 258V260L197 259V260H199V262H197ZM219 257H221V258H219ZM71 258H73V257H71ZM127 258H128V260H126ZM111 260H112V258L110 260L108 259V261L105 262L103 260L100 261L98 259L95 262H98L97 264H99V263H101V264H109V263L110 264H115V263H112L113 261H111ZM189 261L191 263H189ZM67 262H65V263H67ZM69 262H71V260ZM257 264H264V261L263 262H260V263L258 262Z\"/></svg>",
    "mask_w": 264,
    "mask_h": 264
}]
</instances>
